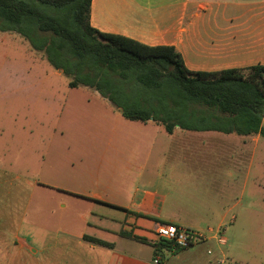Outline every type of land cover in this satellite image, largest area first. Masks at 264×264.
I'll return each instance as SVG.
<instances>
[{"label": "crops", "instance_id": "crops-1", "mask_svg": "<svg viewBox=\"0 0 264 264\" xmlns=\"http://www.w3.org/2000/svg\"><path fill=\"white\" fill-rule=\"evenodd\" d=\"M90 24L102 33L147 46H173L190 71L264 65V0H92ZM103 138L114 146L128 142V158L119 156L114 168L132 187L127 191L123 183L118 191L111 186L100 193L76 195L86 197L91 206L121 210V220L91 213L94 221L74 215L65 218L62 226L63 218L35 212L32 230L23 232V218L8 225V218L2 217L0 264H152L158 253L168 259L187 252L163 248L155 254L160 244L155 235L158 225L205 232L219 229L245 208L249 183L251 189L264 188V145L259 135L180 128L169 134L159 123H108ZM211 143H224L231 151L216 154L210 151ZM249 144H254L250 167ZM225 159L224 169H218ZM37 204V210L47 208L50 213L49 203ZM54 208L52 204L50 209ZM87 236L113 247L91 242ZM196 247L216 256V262L224 257L213 237L192 248Z\"/></svg>", "mask_w": 264, "mask_h": 264}, {"label": "rangeland", "instance_id": "rangeland-1", "mask_svg": "<svg viewBox=\"0 0 264 264\" xmlns=\"http://www.w3.org/2000/svg\"><path fill=\"white\" fill-rule=\"evenodd\" d=\"M143 88L137 83L122 85L123 101L139 100L141 92L157 103ZM108 123L157 122L131 121L95 89L70 88L69 78L55 70L43 54L31 50L21 35L0 30V218H8V225L23 218V232L32 230L30 219L37 212L63 218L62 226L65 218L74 215L94 221L91 213L112 214L121 220V210L91 206L84 201L86 197L76 195L100 193L111 186L118 191L124 183L114 164L120 157L128 158V142L108 143L103 138ZM253 148L249 144L248 167ZM210 151L225 155L231 149L224 143H211ZM220 163L223 167L217 168L224 169L227 159ZM124 187L128 191L132 184L127 182ZM37 202L55 208H49L50 213L47 208L37 210ZM244 207L240 213H231H237L235 221L220 228L227 244L220 246L224 257L217 262L216 256L206 255L205 248L190 247L186 253H194V258L181 253L164 257L161 264H219L220 260L224 264H264V188L251 189L249 183ZM115 223L107 224L116 227Z\"/></svg>", "mask_w": 264, "mask_h": 264}, {"label": "trees", "instance_id": "trees-1", "mask_svg": "<svg viewBox=\"0 0 264 264\" xmlns=\"http://www.w3.org/2000/svg\"><path fill=\"white\" fill-rule=\"evenodd\" d=\"M91 2L0 0V30L21 35L31 50L43 54L55 70L69 78L70 88L95 89L121 108L126 119H153L169 134L180 128L264 139V65L190 71L173 46H147L93 28ZM130 83L143 86L157 103L141 92L139 100L123 101L121 86ZM164 246L171 247L160 243L155 254Z\"/></svg>", "mask_w": 264, "mask_h": 264}, {"label": "built area", "instance_id": "built-area-1", "mask_svg": "<svg viewBox=\"0 0 264 264\" xmlns=\"http://www.w3.org/2000/svg\"><path fill=\"white\" fill-rule=\"evenodd\" d=\"M155 235L160 243L169 244L174 250L188 249L203 241H206L209 237H213L218 245L224 246L227 244L226 238L221 233L220 228L217 231H200L194 229H188L176 225H158L155 231ZM208 254H212V251H208ZM164 257L161 254H157L154 259V264H161ZM224 260H220L219 264H224Z\"/></svg>", "mask_w": 264, "mask_h": 264}, {"label": "water", "instance_id": "water-1", "mask_svg": "<svg viewBox=\"0 0 264 264\" xmlns=\"http://www.w3.org/2000/svg\"><path fill=\"white\" fill-rule=\"evenodd\" d=\"M153 120V119H152Z\"/></svg>", "mask_w": 264, "mask_h": 264}]
</instances>
